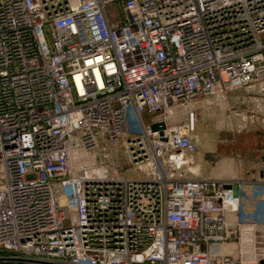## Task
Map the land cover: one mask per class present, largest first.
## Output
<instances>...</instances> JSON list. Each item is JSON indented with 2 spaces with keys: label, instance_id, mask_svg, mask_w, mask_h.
Wrapping results in <instances>:
<instances>
[{
  "label": "built area",
  "instance_id": "2783aa9c",
  "mask_svg": "<svg viewBox=\"0 0 264 264\" xmlns=\"http://www.w3.org/2000/svg\"><path fill=\"white\" fill-rule=\"evenodd\" d=\"M262 35L264 0H0V264H264L225 218L264 182L184 177L202 96L257 88L241 120L264 132ZM129 107L140 176L75 168Z\"/></svg>",
  "mask_w": 264,
  "mask_h": 264
},
{
  "label": "rangeland",
  "instance_id": "374dc122",
  "mask_svg": "<svg viewBox=\"0 0 264 264\" xmlns=\"http://www.w3.org/2000/svg\"><path fill=\"white\" fill-rule=\"evenodd\" d=\"M105 10L111 22L120 20L115 2L108 3ZM256 89H239L224 99L216 96L200 98L194 132L196 150L193 154L197 170H194L195 166H190L196 173L187 172L185 178L196 176L239 178L246 174L242 179L249 180L250 173L255 176L264 173V132L259 124L241 120L243 114L247 115L246 105L251 102L250 99L256 93ZM243 96H246L244 103ZM150 118L155 120L154 115L149 116L148 113L142 112L145 124L150 122ZM126 121L127 130L119 136L117 146L106 140L107 156L99 155L103 152L102 144L99 143L95 150H83L85 154L75 153V168L102 163L111 177L140 176V172L135 170L125 152L126 140L139 136L142 131L130 107L126 112ZM175 177H178V174H175ZM258 182L264 180L258 179ZM239 194L241 198L238 212L226 213L225 218L228 222L255 223L258 226V232H255V247L264 254V185H246L244 190H239Z\"/></svg>",
  "mask_w": 264,
  "mask_h": 264
},
{
  "label": "crops",
  "instance_id": "0c3cea01",
  "mask_svg": "<svg viewBox=\"0 0 264 264\" xmlns=\"http://www.w3.org/2000/svg\"><path fill=\"white\" fill-rule=\"evenodd\" d=\"M193 157H194V155H193ZM195 158V157H194ZM244 176H246V174H244L243 176L241 175V176H239V178L240 179H242ZM248 176L250 177V179H252V180H255V181H258V179L259 180H264V173H260V174H258L257 176H255L254 174H252V173H250V174H248ZM257 177V178H256Z\"/></svg>",
  "mask_w": 264,
  "mask_h": 264
},
{
  "label": "bare ground",
  "instance_id": "6f19581e",
  "mask_svg": "<svg viewBox=\"0 0 264 264\" xmlns=\"http://www.w3.org/2000/svg\"><path fill=\"white\" fill-rule=\"evenodd\" d=\"M94 169H96V168H94ZM194 170H197V166L194 168ZM226 251H232L234 254L236 253V249L231 250L230 248H227Z\"/></svg>",
  "mask_w": 264,
  "mask_h": 264
},
{
  "label": "water",
  "instance_id": "95a60500",
  "mask_svg": "<svg viewBox=\"0 0 264 264\" xmlns=\"http://www.w3.org/2000/svg\"><path fill=\"white\" fill-rule=\"evenodd\" d=\"M156 127H157L156 124H153V125H152V128H153V129H156Z\"/></svg>",
  "mask_w": 264,
  "mask_h": 264
}]
</instances>
